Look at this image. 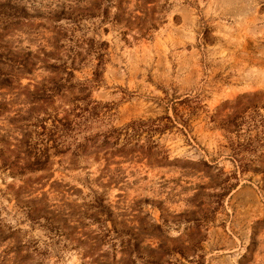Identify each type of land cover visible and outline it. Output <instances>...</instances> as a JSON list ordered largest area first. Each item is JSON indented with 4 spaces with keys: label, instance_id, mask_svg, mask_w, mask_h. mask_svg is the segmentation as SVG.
Instances as JSON below:
<instances>
[{
    "label": "rangeland",
    "instance_id": "obj_1",
    "mask_svg": "<svg viewBox=\"0 0 264 264\" xmlns=\"http://www.w3.org/2000/svg\"><path fill=\"white\" fill-rule=\"evenodd\" d=\"M0 264H264V0H0Z\"/></svg>",
    "mask_w": 264,
    "mask_h": 264
},
{
    "label": "trees",
    "instance_id": "obj_2",
    "mask_svg": "<svg viewBox=\"0 0 264 264\" xmlns=\"http://www.w3.org/2000/svg\"><path fill=\"white\" fill-rule=\"evenodd\" d=\"M101 61L96 65L94 70L93 81L97 82L99 77L101 76V70H98V66L100 65ZM82 89L87 90V87L84 86ZM178 102H183L182 100ZM171 109L173 111V116L165 114L164 116L157 117L153 120H133L125 127V134L128 136H137L141 135L142 133H147L149 137H152L155 133L162 134L167 129H171L176 127L178 130L184 132L186 128L189 127L188 118H185L183 114L179 113L176 106L171 105ZM166 119V122L163 120Z\"/></svg>",
    "mask_w": 264,
    "mask_h": 264
}]
</instances>
